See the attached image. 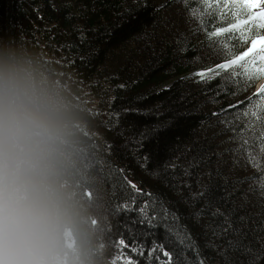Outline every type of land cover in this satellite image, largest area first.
<instances>
[{
    "label": "trees",
    "instance_id": "1",
    "mask_svg": "<svg viewBox=\"0 0 264 264\" xmlns=\"http://www.w3.org/2000/svg\"><path fill=\"white\" fill-rule=\"evenodd\" d=\"M178 1L181 12L174 15L171 1L161 6L162 0H0V37L8 32L13 41L50 60L90 109L99 133L98 155L88 147L86 162L102 177V243L118 245L123 235L128 244L135 240L144 246L143 254L112 246L105 250L107 264H129L127 256L135 264H168L163 249L148 254L153 241L163 243L179 264H249L250 256L264 254V195L256 181L238 182L257 170L234 163L233 153L226 151L235 143L228 139L233 133L218 122L222 117L211 115L220 109L231 115L229 104L239 110L237 101L258 98L252 94L258 78L236 95L221 93L213 103L219 84L235 91L233 81L243 83L246 77L220 70L222 76L205 84L191 75L230 58L225 44L239 51L248 43L228 38L210 45ZM194 6L203 10L200 0ZM222 11L230 22L231 13ZM236 71L245 70L238 66ZM261 130L257 124V135ZM144 157L149 158L146 167L141 166ZM127 180L144 190L135 204ZM147 192L171 210L168 215L159 210V223L151 229L140 223L138 211L152 199ZM125 203L132 209L114 216ZM158 209L159 204L149 207V213ZM230 241L242 242L247 251ZM188 244L193 247L185 250ZM256 264H264V257Z\"/></svg>",
    "mask_w": 264,
    "mask_h": 264
},
{
    "label": "clouds",
    "instance_id": "2",
    "mask_svg": "<svg viewBox=\"0 0 264 264\" xmlns=\"http://www.w3.org/2000/svg\"><path fill=\"white\" fill-rule=\"evenodd\" d=\"M98 135L51 61L0 37V264H107Z\"/></svg>",
    "mask_w": 264,
    "mask_h": 264
},
{
    "label": "snow or ice",
    "instance_id": "3",
    "mask_svg": "<svg viewBox=\"0 0 264 264\" xmlns=\"http://www.w3.org/2000/svg\"><path fill=\"white\" fill-rule=\"evenodd\" d=\"M184 6L188 12V17L192 20H197L201 25V29L206 32L210 45L215 42L216 39H220L223 42L224 39L237 40L239 43H248V47L233 51L234 45H227V56L230 58L222 59L220 63L214 64L212 67L197 69L192 76L198 77V82L207 84L214 77H220L223 73L220 70H229L233 77L244 76L246 80L241 83L237 78L233 81L237 87L235 91H232L226 84L221 83L217 86L216 95L211 98V102L215 103L216 98L221 93H229L236 95L238 92L243 91L248 84L252 83L255 79L264 76V36L254 34V31L264 29V0H200V8L198 10L194 6V0H183ZM213 9L219 10L214 11ZM223 9H227L231 13L230 22H225V12ZM205 17H208L206 20ZM213 21H219L217 26L204 28L206 24H211ZM81 39H84L83 33ZM177 42L180 43V37L177 38ZM185 50V49H182ZM242 67L245 71L237 72V67ZM119 87H124L120 85ZM205 91L209 89L205 88ZM259 93V97L250 96L247 98V103L243 101H237V104L241 105L239 110L236 109V105L229 104L227 108L233 109V113L230 115L227 109H220L219 111L211 113L213 116L222 117L218 122L224 124V130L231 131L233 133L228 139L234 141L233 147L226 149L233 153L234 163L240 164L241 167H247L249 165L256 168V173L247 177L238 178V182L244 180L256 181L261 190V194L264 195V84L256 89ZM119 115V114H117ZM118 122V121H117ZM259 124L262 130L259 135L256 133V125ZM145 164L141 165L146 167L149 163V158L144 157ZM121 171H123L121 169ZM127 183L131 185V188L135 191V195L132 198V203L138 197L143 196L144 190L137 187V184L132 180H127ZM147 195L152 198L151 201L145 200L144 204L139 208L140 223L146 224L149 229L154 228L160 220L159 210H163L166 215L171 214V210L163 207L162 200L159 199L156 194L147 192ZM161 206L156 212L149 213V207L156 208L157 205ZM131 210L132 205L125 203L122 206L118 205L114 211V216H119L123 210ZM175 218V217H174ZM127 227V225H125ZM167 228V225H165ZM143 234H147L146 232ZM183 244V240H180ZM235 248L241 251H247L246 247L240 241L229 242ZM135 245V246H134ZM112 246L131 247L133 252H139L143 254L144 246L137 244L134 240L132 244H128L123 235L118 239V245L114 241H108L103 243L104 250ZM191 244L185 245V250L192 248ZM157 248L164 250V255L167 257L168 264H179L177 258L173 260V253L164 249V244L157 241H153V245L148 249V254L152 255ZM195 252L199 256V249L196 247ZM264 254L249 258V264H256ZM121 259H124V254L121 253ZM129 264H135L131 256L126 257ZM115 264V261H113ZM200 264H204L201 260Z\"/></svg>",
    "mask_w": 264,
    "mask_h": 264
},
{
    "label": "rangeland",
    "instance_id": "4",
    "mask_svg": "<svg viewBox=\"0 0 264 264\" xmlns=\"http://www.w3.org/2000/svg\"><path fill=\"white\" fill-rule=\"evenodd\" d=\"M163 2L161 3V6H165V4H166V1H171V3H172V5H171V11H172V13L174 14V15H176L177 13H178V11H180L181 12V7H180V5H179V2L180 1H176L175 2V0H162ZM186 16H187V19H188V15L186 14ZM189 20V19H188ZM190 21V20H189ZM260 31L261 32H259V33H261V34H263L264 33V29H260ZM258 32L256 33L257 35L259 34ZM4 39H11V40H13V37H12V35H10V33H8V32H6L5 34H4ZM209 62H211V61H209ZM262 83H264V81H262V82H260L256 87H260V85L262 84Z\"/></svg>",
    "mask_w": 264,
    "mask_h": 264
}]
</instances>
